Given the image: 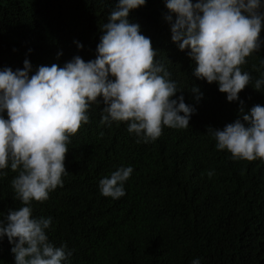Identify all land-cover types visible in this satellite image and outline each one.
I'll return each mask as SVG.
<instances>
[{
	"label": "trees",
	"instance_id": "obj_1",
	"mask_svg": "<svg viewBox=\"0 0 264 264\" xmlns=\"http://www.w3.org/2000/svg\"><path fill=\"white\" fill-rule=\"evenodd\" d=\"M117 2L0 0V70L23 69L25 59L33 73L40 65L63 67L77 55L86 62L95 59L101 25ZM167 14L166 0H146L128 19L151 39L155 60L195 111L188 128L165 126L155 141L137 143L126 122L100 124L102 98L90 106V122L67 145L63 186L43 203H32L33 217H52L46 234L56 247L66 245L72 252L67 264H191L196 258L200 264H264V160L235 161L216 148L208 132L242 118L240 101L245 112L264 106V86L259 91L253 86L264 78V22L259 51L241 65L252 79L239 100L229 102L216 82L194 75L189 50L181 51L171 39ZM193 86L203 94L199 100ZM2 115L7 118L6 111ZM129 166L126 194L103 196L99 181ZM4 171L0 219L21 207L11 187L16 173L10 167ZM208 171L214 173L211 178ZM12 246L6 236L0 239V264H15Z\"/></svg>",
	"mask_w": 264,
	"mask_h": 264
},
{
	"label": "clouds",
	"instance_id": "obj_2",
	"mask_svg": "<svg viewBox=\"0 0 264 264\" xmlns=\"http://www.w3.org/2000/svg\"><path fill=\"white\" fill-rule=\"evenodd\" d=\"M145 3L118 0L108 22L101 25L103 34L93 60L86 62L77 55L63 67L40 65L33 73L25 59L23 69L0 70V176H7L4 170L9 167L16 173L11 187L13 198L21 203L0 219V239L6 236L13 245L15 264H67L72 255L66 245L56 247L49 241L46 230L52 217H33L32 203H43L63 186L67 145L90 122L91 105H99L102 98L100 124L126 122L137 143L155 141L165 126H189L194 107L184 102L171 73L155 60L151 39L141 34L138 23L129 22L130 11ZM166 8L171 39L181 51L189 50L194 75L209 84L216 82L229 102L239 100L252 79L241 65L261 47V0H166ZM253 86L261 90L264 78ZM178 91L181 95L176 97ZM191 91L198 93L197 100L203 95L196 86ZM243 103L242 118L208 132L216 148L227 150L231 159L264 160V106L245 112ZM5 111L7 118L2 115ZM132 172L131 166L120 167L110 178L101 179V194L112 199L124 196V183ZM207 175L211 178L214 173ZM191 264H200V259Z\"/></svg>",
	"mask_w": 264,
	"mask_h": 264
}]
</instances>
